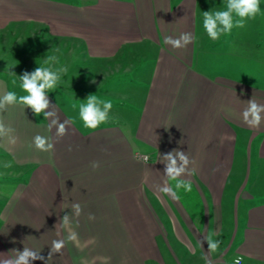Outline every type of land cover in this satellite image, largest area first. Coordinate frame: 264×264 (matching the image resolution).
<instances>
[{
  "label": "crops",
  "instance_id": "crops-1",
  "mask_svg": "<svg viewBox=\"0 0 264 264\" xmlns=\"http://www.w3.org/2000/svg\"><path fill=\"white\" fill-rule=\"evenodd\" d=\"M207 1L224 5L0 0V27L11 19L40 26L72 60L67 71L88 76L66 73L56 98L47 94L54 117L19 104L0 111L13 129L0 137V164L12 165L0 168V264L24 248L43 257L31 264H206L203 257L233 264L237 255L242 264H264V119L252 127L242 115L250 99L264 105V23L210 40L202 28ZM260 7L264 15V0ZM183 33L194 40L166 43ZM75 52L83 57L77 66ZM7 91L0 75V96ZM90 94L113 103L95 129L79 118ZM36 136L53 147L37 149ZM177 149L195 172L181 177L192 191L174 200L159 188L174 184L161 157ZM209 233L221 241L215 253L200 245Z\"/></svg>",
  "mask_w": 264,
  "mask_h": 264
},
{
  "label": "clouds",
  "instance_id": "clouds-1",
  "mask_svg": "<svg viewBox=\"0 0 264 264\" xmlns=\"http://www.w3.org/2000/svg\"><path fill=\"white\" fill-rule=\"evenodd\" d=\"M261 0H224L222 8L212 7L208 11H202V28L210 40H219L223 35L230 33L234 28H243L245 22L248 19L254 18L261 12ZM194 40L192 33H183L177 40H173L171 37L166 38V43L173 45L174 47H182L191 43ZM57 57L55 55H48L44 58L41 64H37L38 67L31 73L25 71L23 75L18 76L20 80V87L26 94L18 95L16 91H7L3 96H0V111L6 109L9 105H22L26 108H31L35 115L43 113L45 118L54 117L56 114L54 111H47L53 106L51 104L47 92L55 89L60 83L62 76L66 74L67 68L60 66L53 70L52 65L57 64ZM12 76H17L14 72H11ZM15 83V80L13 81ZM113 108L111 100L102 99L96 94H90L83 103L79 106V118L83 122L84 126L89 129H95L101 124L107 122L110 118V112ZM264 113V105L258 104L255 100L250 99L248 101L247 108L243 111V119L245 123L252 127H258L264 119L262 117ZM57 120L53 119L51 125H56ZM64 123H59L57 128V135L63 136L66 132ZM13 129L6 127L0 122V137L9 135ZM11 143H15V138H10ZM34 143L37 149L50 150L53 145L47 143L46 140L40 136L34 138ZM71 150V149H69ZM141 159L147 162L148 157L143 156ZM161 162L165 164L164 174L174 184H165L159 188V191L163 194L169 195L172 199L178 200L180 198V190L184 193L192 191V182L190 180L182 179L185 174H192L195 169L188 172V165L194 163L189 160V157L181 150H173L161 157ZM11 162H5L0 164V168H10ZM93 169L99 167L98 161H93L91 164ZM73 212L76 216L81 214V206L77 204L72 205ZM89 219H94L92 214H89ZM62 223L65 227L70 224V217L68 214L62 217ZM74 233H69L68 239L74 238ZM207 242L208 251L215 253L219 250L221 241L216 239L213 233H209L204 237L203 241H200L202 247L203 242ZM63 245L61 243L55 244V250L59 251ZM37 259H43L38 253L24 248L23 251H18V255L12 259H5L3 264H31L32 261ZM206 264H211V261L207 257H203ZM244 260L243 255H237L234 257L233 264H242Z\"/></svg>",
  "mask_w": 264,
  "mask_h": 264
},
{
  "label": "rangeland",
  "instance_id": "rangeland-1",
  "mask_svg": "<svg viewBox=\"0 0 264 264\" xmlns=\"http://www.w3.org/2000/svg\"><path fill=\"white\" fill-rule=\"evenodd\" d=\"M218 3L219 7L223 5V2ZM206 5L209 10L212 6V2L207 1ZM259 21H263L262 23H264V15H260V13L254 18L248 19L244 27L255 29L256 25L259 26ZM244 27L234 29H244ZM57 43L59 42L51 40L40 26L30 22H20V20L11 19L10 23L4 26V28L0 27V75L8 79L10 87L12 90L16 91L18 95L26 94L20 87L18 76L23 75L25 71L29 73L34 71L36 67H38L37 64H41L46 56L55 55L57 57L58 63L52 65L53 70L60 66L68 68L67 62H72L71 59L67 60L68 57L65 52L57 51ZM72 55L75 61L74 66L82 64V54L79 55V53L75 52ZM11 72H14L17 76L13 77ZM73 72L76 73V78L84 77L86 79L88 77L85 73H82V69H77V71L76 69H71L66 73L68 76H72ZM14 80L15 83H13ZM19 89H21V91H19ZM47 94L56 98L57 91L56 89H52L49 90ZM62 103H64V101ZM80 103H83V101Z\"/></svg>",
  "mask_w": 264,
  "mask_h": 264
},
{
  "label": "built area",
  "instance_id": "built-area-1",
  "mask_svg": "<svg viewBox=\"0 0 264 264\" xmlns=\"http://www.w3.org/2000/svg\"><path fill=\"white\" fill-rule=\"evenodd\" d=\"M143 156H145V155H141V156H140V159H141V157H143ZM147 157H148V156H147ZM141 160H142V159H141ZM147 161H149V157H148V160H147Z\"/></svg>",
  "mask_w": 264,
  "mask_h": 264
}]
</instances>
